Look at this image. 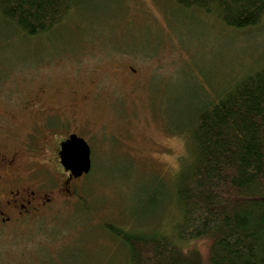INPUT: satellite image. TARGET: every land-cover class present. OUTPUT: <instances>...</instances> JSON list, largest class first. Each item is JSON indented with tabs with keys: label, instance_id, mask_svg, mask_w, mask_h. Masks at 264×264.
Returning a JSON list of instances; mask_svg holds the SVG:
<instances>
[{
	"label": "rangeland",
	"instance_id": "obj_1",
	"mask_svg": "<svg viewBox=\"0 0 264 264\" xmlns=\"http://www.w3.org/2000/svg\"><path fill=\"white\" fill-rule=\"evenodd\" d=\"M77 2L73 17L50 34L26 37L0 20V115L5 106L22 108L19 99L31 100L46 82L62 88L58 100L73 102L78 115L65 130L75 125L86 135L92 158L76 180L82 200L65 202L70 219L54 233L75 245L47 264H129L127 245L111 230L169 233L189 126L198 110L264 64V16L237 30L171 0ZM128 65L137 79L125 74ZM9 119L0 117V134L27 130V112ZM94 124L108 134L87 133Z\"/></svg>",
	"mask_w": 264,
	"mask_h": 264
},
{
	"label": "trees",
	"instance_id": "obj_2",
	"mask_svg": "<svg viewBox=\"0 0 264 264\" xmlns=\"http://www.w3.org/2000/svg\"><path fill=\"white\" fill-rule=\"evenodd\" d=\"M78 0H0V20L26 37L50 34ZM255 27L264 0H171ZM189 157L176 175L177 218L168 234L112 229L129 264H264V64L203 106L189 126Z\"/></svg>",
	"mask_w": 264,
	"mask_h": 264
},
{
	"label": "flooded vegetation",
	"instance_id": "obj_3",
	"mask_svg": "<svg viewBox=\"0 0 264 264\" xmlns=\"http://www.w3.org/2000/svg\"><path fill=\"white\" fill-rule=\"evenodd\" d=\"M130 70L138 73L128 65L125 74ZM60 93L62 88L56 90L50 81L46 82L31 100L25 96L19 99L22 108L10 110L5 106L0 115L9 122L14 111H25L28 115L27 130L19 129L15 134L14 130L5 128V133L0 134V264H47L48 257L58 262L75 245L73 237L64 241L61 234H54L57 227L70 219L66 217L65 202L82 200L76 180L84 176L73 178L61 165L60 158H65L61 144L76 135L89 146V158L92 154L88 138L75 131V125L66 131L64 122L73 124L78 115L72 110L73 102L61 104ZM90 104L94 109L92 101ZM97 125L100 124L92 125L87 133L106 131L108 134L107 129H96Z\"/></svg>",
	"mask_w": 264,
	"mask_h": 264
},
{
	"label": "water",
	"instance_id": "obj_4",
	"mask_svg": "<svg viewBox=\"0 0 264 264\" xmlns=\"http://www.w3.org/2000/svg\"><path fill=\"white\" fill-rule=\"evenodd\" d=\"M61 152L65 158H60V163L66 170H69L73 178H78L82 174L90 171V148L87 143L76 135L61 144Z\"/></svg>",
	"mask_w": 264,
	"mask_h": 264
}]
</instances>
